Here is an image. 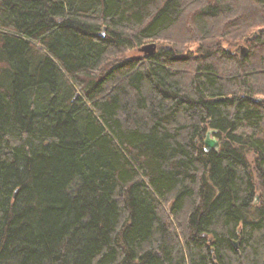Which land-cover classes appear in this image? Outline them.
Instances as JSON below:
<instances>
[{
  "label": "trees",
  "instance_id": "trees-1",
  "mask_svg": "<svg viewBox=\"0 0 264 264\" xmlns=\"http://www.w3.org/2000/svg\"><path fill=\"white\" fill-rule=\"evenodd\" d=\"M0 264H264V0H0Z\"/></svg>",
  "mask_w": 264,
  "mask_h": 264
},
{
  "label": "water",
  "instance_id": "water-1",
  "mask_svg": "<svg viewBox=\"0 0 264 264\" xmlns=\"http://www.w3.org/2000/svg\"><path fill=\"white\" fill-rule=\"evenodd\" d=\"M158 45L155 42L145 44L141 46L138 50L143 53V55H154L157 52ZM248 48L246 46H241L240 58L243 60L248 55ZM216 129H211L207 132L206 138L204 140V146L206 151L217 150L220 148V140L216 137L212 138L211 135L217 134ZM259 196L256 198V203L258 202ZM234 246L237 248L238 244L235 242Z\"/></svg>",
  "mask_w": 264,
  "mask_h": 264
},
{
  "label": "rangeland",
  "instance_id": "rangeland-1",
  "mask_svg": "<svg viewBox=\"0 0 264 264\" xmlns=\"http://www.w3.org/2000/svg\"><path fill=\"white\" fill-rule=\"evenodd\" d=\"M259 30V28L257 29V28H255V29H253V32L254 31H258ZM252 34H254V33H252ZM241 41V42H240ZM240 41H235L236 43H237V46L235 47V48H233L232 49V51L234 50V53H237V54H241V46H246L247 48H248V50H249V45H246L245 43H243L244 41L243 40H240ZM148 43H150V42H147L146 44H148ZM157 43V42H156ZM158 45H159V43H157ZM197 45H198V43H196V42H194V43H192V44H188V50H193V51H195L196 49H197ZM226 46V48H228V46L227 45H225ZM249 52V51H248ZM143 55V53L142 52H140L138 49H132V50H130L128 53H127V56L128 57H139L140 55ZM211 137L212 138H214V137H216V138H218V139H221V137L220 136H217V135H211ZM259 196V199H258V202L257 203H259L260 201H261V196H262V193L260 192V191H258V194H257V197ZM256 197V198H257Z\"/></svg>",
  "mask_w": 264,
  "mask_h": 264
}]
</instances>
